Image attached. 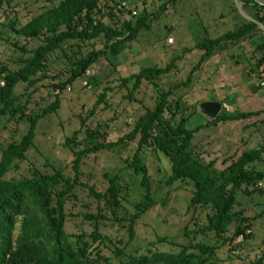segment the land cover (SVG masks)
I'll list each match as a JSON object with an SVG mask.
<instances>
[{
    "label": "rangeland",
    "instance_id": "rangeland-1",
    "mask_svg": "<svg viewBox=\"0 0 264 264\" xmlns=\"http://www.w3.org/2000/svg\"><path fill=\"white\" fill-rule=\"evenodd\" d=\"M57 1V0H54ZM130 7L137 6L132 13L115 12L104 20L119 25L123 18L152 12L147 27H140L132 40H127L123 49L117 53L100 55L90 65L89 74L78 76L67 83L56 93L54 83L64 80L72 62L87 53L92 47L103 48L105 38L100 35L84 41L70 40L62 48H56L49 55L48 76L35 81L27 88L24 83L16 87L19 94L15 102L25 103L27 112L40 111L59 96L58 107L47 112L37 120L35 125V146L27 152L17 171L28 173L31 163L41 169L52 170V165L60 166L68 175H73L71 168V150L63 144L66 135L76 129L79 146L86 142L85 137L98 129L105 132V139H115L128 132L138 115L146 106H152L162 89H167L186 79L191 67L197 63L201 48L196 43L205 37H215L227 30L237 28L242 22L253 20L255 10L251 2L245 0H174L160 8L166 0H126ZM5 9L0 8V65L16 68L21 64L20 57L30 52H22L20 45L27 49L37 45L41 37L27 40L8 25L16 17V25L24 22L39 11L42 4L50 0H11ZM112 4L111 2H108ZM258 25V24H257ZM253 36L238 43L227 42L223 49L216 50L209 58L200 62L191 75L189 82L172 88L170 98L177 99L181 109L175 119L194 110L188 121L192 126L205 122L209 117L200 109L203 100L220 101V110L234 113L251 111L247 117L220 120L203 125L194 132L192 147L204 160L216 158L214 168L219 170L246 148L256 146L264 140V86L260 84L258 68H253L256 58L263 48L258 44L264 40V27ZM234 55L233 57L231 55ZM172 61L173 65L150 82L142 79L134 86V78L122 80L139 69L156 65L165 66ZM88 75L93 78L86 85ZM104 96L98 102L99 93ZM184 107V108H183ZM93 108V109H92ZM92 109V112L90 110ZM219 110V111H220ZM27 122L18 114L0 116V147L11 139H18L26 131ZM137 145V137L127 139L112 149H101L85 155L80 164V180L102 189L107 184L104 172L119 173V184L123 198L119 215L127 216L133 212L132 203L140 198L144 187L140 184V174L126 167L124 158L130 159ZM142 160L150 169V189L156 203L144 212L135 222L134 235L125 246V250L137 248L146 250L157 235L166 234L174 242H188L182 235L186 223L188 229L202 227L212 212L210 204L187 210L193 180L190 178L166 181L170 172V161L161 152L146 147L140 152ZM264 163H256V168L263 169ZM86 185L75 187L76 197L67 201L69 214L66 228L68 231H90L92 224L82 218L84 209L96 210V199L88 194ZM264 188L262 183L249 185V191L238 189L232 210L239 211V217L247 216L251 221V236H234L229 242L222 243L212 231L198 232L192 240L215 245V259L218 264H255L264 253ZM88 202V206L84 205ZM100 224L99 230L111 241L104 246L105 252L121 247L128 239L126 221L113 218L109 210ZM238 221L231 224V228ZM159 249H173L177 245L170 241L155 243ZM153 247V246H152ZM264 264V258L263 263Z\"/></svg>",
    "mask_w": 264,
    "mask_h": 264
},
{
    "label": "trees",
    "instance_id": "trees-1",
    "mask_svg": "<svg viewBox=\"0 0 264 264\" xmlns=\"http://www.w3.org/2000/svg\"><path fill=\"white\" fill-rule=\"evenodd\" d=\"M11 0H0V8L11 6ZM49 4H42L39 11L24 22L16 25V17L10 19L8 25L27 40L41 37L40 42L27 49L25 44L19 46L22 52H30L20 57L21 64L16 68L0 65V116L18 114L20 119L27 122V128L18 139H11L0 147V264H218L215 259V245L192 238L198 232L212 231L222 243L229 242L234 236L242 233L251 236V221L247 216L239 217V211L232 210L236 200V192L242 189L249 191L248 186L262 183L263 169L256 168V163H264V140L258 145L244 149L221 169L214 168L216 158L204 160L196 154L192 147L195 131L203 125L216 123L220 120L247 117L251 111H237L228 113L221 110L207 121L189 126L188 121L194 110L175 116L181 107L177 99H171L172 88L189 82L192 73L201 61L209 58L216 50L223 49L227 42L238 43L242 39L253 36L261 28L253 20L242 22L237 28L227 30L215 37H205L196 43L202 52L196 64L189 70L187 77L159 92L158 98L152 106H146L135 119L133 127L115 139L106 140L105 132L98 129L85 137L86 142L79 146L80 139H76L78 129L71 135H66L63 144L72 153L71 168L73 175L66 174L60 166L52 165V170L41 169L31 163L28 173L12 174L17 171L22 160L27 158V151L35 146L34 135L37 120L47 112L58 107L59 96L40 111L27 112L26 104L15 102L19 94L16 87L24 83V88L37 80L48 76L49 55L56 48H62L70 40L84 41L102 35L105 38L103 48L92 47L87 53L72 62L68 76L54 83L56 93L61 91L67 83L78 76L89 74V67L96 59L104 54L119 53L127 40H132L140 27H147L152 12L123 18L119 25L106 22L103 18L107 14L113 18L117 12L131 13V7L126 0H50ZM121 1L125 5L118 6ZM174 0H166L160 8ZM111 2L112 4L108 3ZM253 19L264 25V6L254 0ZM137 9V6H133ZM135 9V10H136ZM116 12V13H115ZM77 43V42H76ZM78 44V43H77ZM263 48L256 58L253 68L264 63V40L258 44ZM170 61L165 66H146L122 78L123 82L134 78V86L142 79L150 82L160 76L173 64ZM89 70L86 73V70ZM93 78L88 75L85 82L89 84ZM99 93L96 102L103 98ZM184 108V107H183ZM93 109V108H92ZM92 109L90 112H92ZM137 137V145L130 159L126 157L125 166L140 174V184L145 189L140 198L132 203L134 210L125 217L119 215L123 194L119 184V173L104 172L107 184L102 189H96L92 184L82 183L80 180V164L85 155L101 149H112L127 139ZM146 147L160 150L170 161V172L166 181L190 178L194 188L191 193L187 210L210 204L212 212L207 222L199 228L188 229L183 226L182 235L188 242H174L166 234L157 235V239L150 242L146 250L137 248L125 250V246L134 235L136 220L156 200L150 189V169L142 160L140 152ZM86 185L88 194L96 199V210L84 209L82 218L92 224L90 231H68L66 223L72 211L67 208V201L76 197L75 187ZM264 192V188L257 187ZM88 206V202H84ZM104 210H109L113 218L126 221L128 239L123 246H115L109 252L103 247L109 246L111 241L105 233L99 230L100 224L106 223ZM234 227L231 224L236 221ZM249 229V231H245ZM170 241L177 245L173 249H159L155 246L159 241ZM262 253L255 264H262Z\"/></svg>",
    "mask_w": 264,
    "mask_h": 264
},
{
    "label": "water",
    "instance_id": "water-1",
    "mask_svg": "<svg viewBox=\"0 0 264 264\" xmlns=\"http://www.w3.org/2000/svg\"><path fill=\"white\" fill-rule=\"evenodd\" d=\"M254 1L264 6V0H254ZM253 21H255L258 25L264 27V25L261 22L257 21L256 19H253ZM231 56L233 57L234 55L232 54ZM220 105L221 103L218 100L207 99L201 101L200 109L203 113L207 114L209 117H214L219 112Z\"/></svg>",
    "mask_w": 264,
    "mask_h": 264
},
{
    "label": "built area",
    "instance_id": "built-area-1",
    "mask_svg": "<svg viewBox=\"0 0 264 264\" xmlns=\"http://www.w3.org/2000/svg\"><path fill=\"white\" fill-rule=\"evenodd\" d=\"M121 5H125V1H121L120 4L118 6ZM136 10L134 9V7H131V12H135ZM89 70H86V73H88ZM258 76H259V80H260V84L264 86V63L260 64L258 67ZM246 232L249 231V229L245 230ZM239 236L242 237V233H239Z\"/></svg>",
    "mask_w": 264,
    "mask_h": 264
}]
</instances>
